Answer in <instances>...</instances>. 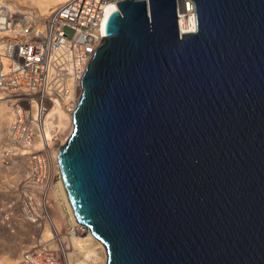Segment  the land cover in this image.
Returning <instances> with one entry per match:
<instances>
[{
  "label": "water",
  "instance_id": "1",
  "mask_svg": "<svg viewBox=\"0 0 264 264\" xmlns=\"http://www.w3.org/2000/svg\"><path fill=\"white\" fill-rule=\"evenodd\" d=\"M105 10L58 150L107 264H264V0Z\"/></svg>",
  "mask_w": 264,
  "mask_h": 264
},
{
  "label": "built area",
  "instance_id": "2",
  "mask_svg": "<svg viewBox=\"0 0 264 264\" xmlns=\"http://www.w3.org/2000/svg\"><path fill=\"white\" fill-rule=\"evenodd\" d=\"M120 1L66 0L43 16L5 11L0 18V100L10 103L14 113L1 157L10 167L22 157L30 171L3 202L0 219L7 228L27 223L55 231L49 189L61 177L51 150L61 131L53 125L47 137L45 121L52 120L55 109L73 115L86 66L101 43L104 12L112 6L118 11ZM176 15L179 36L196 32L192 0H176ZM36 139L42 144L38 151ZM39 240L21 251L18 264H68L61 246Z\"/></svg>",
  "mask_w": 264,
  "mask_h": 264
},
{
  "label": "bare ground",
  "instance_id": "3",
  "mask_svg": "<svg viewBox=\"0 0 264 264\" xmlns=\"http://www.w3.org/2000/svg\"><path fill=\"white\" fill-rule=\"evenodd\" d=\"M65 1L66 0H0V18H2L1 16L5 11L20 12V13H29L30 11H33L37 15L43 16L49 12L50 8ZM49 116H51L52 120L46 118L45 121V127H46L45 134L47 137L49 138L51 137L52 133L50 132V128H52L53 125H56V127L58 128L57 129L58 132L64 131L65 137L70 136L73 128L72 113L66 114L64 111L60 109H55L52 110ZM13 120H14V113L11 104L6 102L5 100H0V144L2 143V136L4 135V130L8 135L7 131L9 132ZM41 147H42L41 142L38 139H36L34 143V150L38 151L40 150ZM56 151L57 150L54 151L51 150V155L53 156V159H55L54 168L56 171H58L59 165H58V161H56L58 159V155ZM22 154L24 153L18 150V155L21 156ZM1 166H2V160L0 157V177L7 178L6 175L9 172L10 175L8 174V180H3L7 183L9 187H12L11 184L16 185L18 182L21 181V179L25 180L26 177L30 174L29 165L27 164L26 160L22 157L17 162L13 161L12 166L9 169H2ZM6 170H10V171L4 172ZM11 174L14 175L11 176ZM49 195L56 202H58L59 207L62 206L64 208V210L70 217L69 219H70L71 230L67 236L68 244H65V249L72 250L71 252L67 253L69 264H107V253L103 244L99 240H97L90 233V231L83 229L82 231L80 230L81 227L79 226L74 216L72 206L70 204L69 198L67 196L61 178L60 180L57 181L55 185H53L49 189ZM76 230L79 231L76 232ZM77 233H80V236H77L76 235ZM50 236L51 233L49 232V230L47 228H44L42 232V238L44 239V241L50 242L49 241L51 239ZM72 253H74L76 258H74V255H72ZM19 257L20 255L18 254V251L15 250L14 253H11L8 257H1L0 264H18Z\"/></svg>",
  "mask_w": 264,
  "mask_h": 264
},
{
  "label": "rangeland",
  "instance_id": "4",
  "mask_svg": "<svg viewBox=\"0 0 264 264\" xmlns=\"http://www.w3.org/2000/svg\"><path fill=\"white\" fill-rule=\"evenodd\" d=\"M5 134H6V131L4 130V135L2 136V143L0 144V147H2L0 148V154L3 148L6 147L7 134L6 135ZM64 135H65V132L61 131V135L57 138V140L54 143V149H52L53 151L57 150L56 152L58 153L59 148L64 146V144L66 143L69 137V136L65 137ZM8 145L10 144L8 143ZM1 160H2V157H1ZM1 167L2 169L10 168L9 165L4 164L3 162H2ZM8 171L10 170H6L4 172H8ZM8 174L9 172L6 175L7 178L0 177V211L3 207V202L5 198L10 193V191H13L12 188H14L16 185H19V183L23 181L21 179V181L18 182L16 185L11 184L12 187H9L7 183L3 181V180H8ZM13 175L14 174H11V176ZM49 198H50L52 209H53L51 221H52L55 231L53 230L50 231V229H48L47 227H44V228H47L49 232L51 233V236H50L51 239L49 240L50 242L44 241V239L42 238V232L44 228L40 231L36 226H31L27 223H21V224L14 223V225H12L13 227L11 226V228H7L5 225L1 223V219H0V258L8 257L11 253H14L15 250L18 251V254L20 255L21 251L24 248H27L28 246L32 245L35 242V239L39 238L42 243L48 242L53 246L55 245H58L59 247L61 246V248L64 250V254L68 262L67 253L71 252L72 250L65 249V244H68L67 236L71 230L70 219H69L70 217L66 213L64 208L62 206L59 207L58 202H56L52 197H50V195H49ZM36 234H40L39 237L33 238V236H35ZM76 235L80 236V233H77ZM72 255H74V253H72ZM74 258H76L75 255H74Z\"/></svg>",
  "mask_w": 264,
  "mask_h": 264
}]
</instances>
